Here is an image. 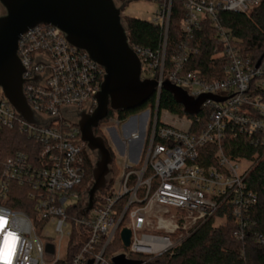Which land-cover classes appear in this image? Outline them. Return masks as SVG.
I'll return each mask as SVG.
<instances>
[{"label": "built area", "instance_id": "obj_1", "mask_svg": "<svg viewBox=\"0 0 264 264\" xmlns=\"http://www.w3.org/2000/svg\"><path fill=\"white\" fill-rule=\"evenodd\" d=\"M172 1L158 0L151 20L163 27L161 46L130 44L141 63V78L157 82L156 104L165 80L193 98L222 99L207 98L192 117L165 110L174 121L156 115L151 124L139 112L128 120L115 116L107 132L119 129L125 159L115 164L117 175L110 169L104 191L86 213L93 178L87 187L83 183L88 163L94 168L97 156L82 140L79 120L80 113L92 114L97 106L104 68L51 24L21 36L23 92L38 122L25 120L0 86V129H16L33 143L29 151L0 158V264H59L75 230L83 245L69 264H113L111 258L121 253L146 263L172 255L221 208L229 209L237 223L235 237L246 236L247 216L257 201L247 182L251 167L245 165L253 159L227 156L224 143L242 137L264 147V53L244 52L221 23L220 12L248 13L263 0H179L184 8L181 39L167 61ZM205 21L214 30L211 59L221 71L211 78L189 67L200 53L195 36ZM133 142L135 159L129 150ZM207 145L215 148L213 163L201 161L208 159L202 152ZM11 200L26 209L12 208ZM124 228L132 232L127 247L121 239ZM116 234L124 247L108 258Z\"/></svg>", "mask_w": 264, "mask_h": 264}, {"label": "water", "instance_id": "obj_2", "mask_svg": "<svg viewBox=\"0 0 264 264\" xmlns=\"http://www.w3.org/2000/svg\"><path fill=\"white\" fill-rule=\"evenodd\" d=\"M5 13L0 16V86L15 109L31 123L38 122L23 92L24 67L18 55L21 36L39 24L59 28L68 42L86 51L105 71L101 89L96 95L97 106L92 114L80 113L82 140L96 152L92 170L93 182L88 190V203L83 213L94 206L97 191L103 189L110 173L112 154L105 139L96 135L94 128L110 110L129 111L142 107L157 90V82L141 78V63L133 51L122 12L126 6H117L114 0H0ZM162 89L170 92L183 106L184 113H199L202 103L212 95L193 98L183 88L165 80ZM114 134L116 131L112 129ZM131 230L124 228L121 239L129 246ZM50 253L52 244L47 245ZM113 264H152L121 253L111 258Z\"/></svg>", "mask_w": 264, "mask_h": 264}, {"label": "trees", "instance_id": "obj_3", "mask_svg": "<svg viewBox=\"0 0 264 264\" xmlns=\"http://www.w3.org/2000/svg\"><path fill=\"white\" fill-rule=\"evenodd\" d=\"M128 4L133 0H121ZM158 2V0H151ZM184 16L183 3L179 0L172 1L170 23L168 30V41L166 48V60L168 61L174 45L180 41L181 33L179 29L180 21ZM221 23L228 27L238 45L246 53H253L261 56L264 53V0L248 13H236L229 11L220 12ZM126 30L131 45H141L157 50L162 44L163 27L150 20L136 17H126ZM214 30L209 21H205L202 31L197 33L195 40L200 44V53L191 59L189 67L200 69L209 78L214 77V73L220 74L219 64L211 59L213 47ZM149 108L151 110V124L155 116L159 117L161 110H169L180 115H184L183 106L178 104L173 95L162 89L158 104H156L155 94L142 107L129 111L110 110L108 116L102 120L109 122L115 116L125 120L130 115L136 114ZM156 112V114H155ZM192 117V115H189ZM94 128L96 135L105 139L106 145L112 154V172L117 175V168L114 163V153L110 148L107 139L101 130V123ZM205 123V117L200 125ZM197 125L196 127H200ZM33 143L16 129H0V158L12 154L16 150L29 151ZM224 151L227 156L254 158V165L250 168L247 182L249 187L256 193L257 201L249 211L248 227L244 239L235 237L237 223L229 209H219L213 216L202 222L196 229L185 238L181 246L170 255L169 253L151 259L152 264H264V243L258 241L259 237L264 238V147L250 145L245 138L227 139L224 143ZM214 146L203 147L202 152H206L208 159L201 160L205 163H213ZM257 156V157H255ZM93 166L88 163L83 187H87L91 181ZM100 191V192H99ZM96 198L104 190H99ZM99 193V194H98ZM9 206L12 208L26 209L21 201L11 200ZM123 202L120 203V206ZM225 216L224 221L215 224L216 217ZM115 239L121 245L119 236ZM83 245L78 241V232L74 231L69 244V252L65 259L59 264H69L75 254L80 251ZM122 246V245H121ZM111 247L107 249L106 256L111 257Z\"/></svg>", "mask_w": 264, "mask_h": 264}, {"label": "rangeland", "instance_id": "obj_4", "mask_svg": "<svg viewBox=\"0 0 264 264\" xmlns=\"http://www.w3.org/2000/svg\"><path fill=\"white\" fill-rule=\"evenodd\" d=\"M117 6H121L123 3L121 0H114ZM158 2L155 1H151V0H133L131 2H129L128 4H126L123 12H122V22L124 24V26L126 27V17H136V18H141V19H145V20H152L155 16V13L158 9ZM5 13V8L2 6V4L0 3V16L3 15ZM139 115H143L144 117H147L149 119H151V110L149 108H144L143 110H141L139 113ZM156 114V112H155ZM161 119H166L167 121H174L171 117H168L166 115L165 110H161L160 114H159ZM130 117H133L132 115L129 116L127 118L130 119ZM134 118V117H133ZM132 122H134V119L132 120ZM101 130L103 131L107 142L110 146V148L112 149L113 153H114V163L117 165L119 163H121L122 161H124V157L120 154L118 148L114 145L111 135L107 132V128L113 127V123L106 122V121H102L101 123ZM127 129L130 127V125L126 126ZM117 131L118 136H120L119 133V129H115ZM97 153H95L96 155ZM97 156V155H96ZM257 157V156H255ZM96 158L94 157V160ZM254 158L253 160H251V162H247L248 164H245L247 167H252L254 165ZM112 168V165H110V169ZM100 192V191H99ZM99 194V193H98ZM224 219L223 217H216L215 218V224H219L221 222H223ZM119 236V235H118ZM120 243L121 245L119 246L118 241L116 239H114L113 244L111 245V254H115L118 251H121L123 249V244L121 242V239L119 237Z\"/></svg>", "mask_w": 264, "mask_h": 264}, {"label": "crops", "instance_id": "obj_5", "mask_svg": "<svg viewBox=\"0 0 264 264\" xmlns=\"http://www.w3.org/2000/svg\"><path fill=\"white\" fill-rule=\"evenodd\" d=\"M111 138H112V141L114 143V145L118 148L120 154H122L124 151V146L122 145L121 141L119 140V138L117 137V135L114 134L113 130L111 129ZM137 146V143L136 142H133L131 145H130V155L132 158H136V154H135V151H134V148Z\"/></svg>", "mask_w": 264, "mask_h": 264}]
</instances>
